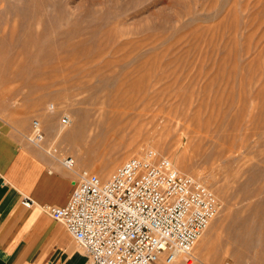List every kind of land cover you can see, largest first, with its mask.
I'll use <instances>...</instances> for the list:
<instances>
[{"label": "rangeland", "instance_id": "obj_1", "mask_svg": "<svg viewBox=\"0 0 264 264\" xmlns=\"http://www.w3.org/2000/svg\"><path fill=\"white\" fill-rule=\"evenodd\" d=\"M0 117L102 179L168 157L229 220L190 264L264 259V0H0Z\"/></svg>", "mask_w": 264, "mask_h": 264}, {"label": "built area", "instance_id": "obj_2", "mask_svg": "<svg viewBox=\"0 0 264 264\" xmlns=\"http://www.w3.org/2000/svg\"><path fill=\"white\" fill-rule=\"evenodd\" d=\"M61 121L70 119L64 114ZM31 125L29 140L39 145L40 123ZM60 162L73 170L71 156ZM75 172L67 202L40 208L64 226L91 264H173L179 257L190 264L195 244L220 208L216 194L198 177L150 148L106 179L85 168ZM21 204L30 208L34 201L24 195Z\"/></svg>", "mask_w": 264, "mask_h": 264}, {"label": "crops", "instance_id": "obj_3", "mask_svg": "<svg viewBox=\"0 0 264 264\" xmlns=\"http://www.w3.org/2000/svg\"><path fill=\"white\" fill-rule=\"evenodd\" d=\"M48 129L51 134L55 127ZM76 179V172L58 157L14 134L0 117V264H91L64 226L40 208L64 205ZM24 195L34 201L32 207L21 204ZM228 221L225 218L215 228L211 221L208 228L212 229L204 231L194 253L212 260V242L219 229L230 226Z\"/></svg>", "mask_w": 264, "mask_h": 264}, {"label": "bare ground", "instance_id": "obj_4", "mask_svg": "<svg viewBox=\"0 0 264 264\" xmlns=\"http://www.w3.org/2000/svg\"><path fill=\"white\" fill-rule=\"evenodd\" d=\"M39 74V73H38ZM114 98V97H113ZM119 101V99L117 100V102ZM119 103V102H118ZM121 103V102H120ZM115 104V103H114ZM117 104V103H116ZM116 123V122H115ZM182 172V171H181ZM209 226V225H208ZM199 240V239H198ZM193 255V254H192ZM195 258V257H194Z\"/></svg>", "mask_w": 264, "mask_h": 264}]
</instances>
